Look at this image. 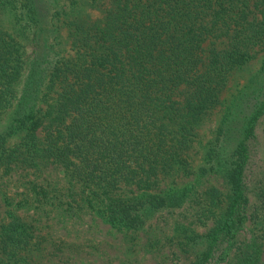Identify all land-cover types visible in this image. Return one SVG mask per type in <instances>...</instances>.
<instances>
[{
  "label": "trees",
  "instance_id": "1",
  "mask_svg": "<svg viewBox=\"0 0 264 264\" xmlns=\"http://www.w3.org/2000/svg\"><path fill=\"white\" fill-rule=\"evenodd\" d=\"M3 12L4 173L60 165L104 223L133 231L191 198L207 228L178 229L190 264H264V184L254 206L246 188L264 89L253 107L240 90L226 96L264 46V0H0V20ZM224 103L204 139L200 129ZM216 174L224 186L196 194L174 181ZM7 215L0 264H34L31 230Z\"/></svg>",
  "mask_w": 264,
  "mask_h": 264
},
{
  "label": "rangeland",
  "instance_id": "2",
  "mask_svg": "<svg viewBox=\"0 0 264 264\" xmlns=\"http://www.w3.org/2000/svg\"><path fill=\"white\" fill-rule=\"evenodd\" d=\"M9 20L3 12L0 22L4 27L11 28ZM27 48L30 52L32 46L27 43ZM262 64L264 46L255 50V58L242 71L236 84L232 81L228 85L226 96L240 90L253 107L264 89ZM225 109L226 103L200 129L204 139L213 137ZM244 112L236 121L239 117L244 120ZM4 123L5 118H2L0 127ZM249 143L251 164L247 168L246 188L254 206L260 202L259 188L264 184V115L258 120ZM202 149L203 146L198 145L192 150L195 164L202 161ZM171 181L172 178H167L161 186H168ZM174 181L178 186L195 185V194L207 185L224 186V178L219 174L200 180L178 177ZM79 191L80 187L73 184L60 165L50 164L39 172L16 168L4 173L0 169V222H8L10 211L27 223L28 231L31 230L29 244L33 243L28 255L34 264H190L194 255L179 247L178 229L186 227L203 232L207 228L196 222L191 198L179 208L156 214L143 229L116 228L104 223L86 202L90 196ZM76 192L78 194L72 195ZM249 229L246 220L240 238L249 235Z\"/></svg>",
  "mask_w": 264,
  "mask_h": 264
}]
</instances>
